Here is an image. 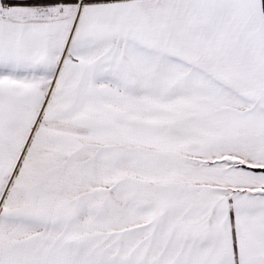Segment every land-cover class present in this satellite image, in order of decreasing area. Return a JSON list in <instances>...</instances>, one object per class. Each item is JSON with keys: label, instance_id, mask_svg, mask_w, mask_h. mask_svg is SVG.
<instances>
[{"label": "snow or ice", "instance_id": "obj_1", "mask_svg": "<svg viewBox=\"0 0 264 264\" xmlns=\"http://www.w3.org/2000/svg\"><path fill=\"white\" fill-rule=\"evenodd\" d=\"M0 264H264V0H0Z\"/></svg>", "mask_w": 264, "mask_h": 264}]
</instances>
